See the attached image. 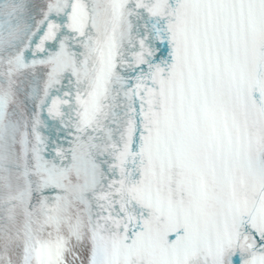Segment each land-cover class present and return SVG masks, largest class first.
Returning <instances> with one entry per match:
<instances>
[{"label": "snow or ice", "instance_id": "obj_1", "mask_svg": "<svg viewBox=\"0 0 264 264\" xmlns=\"http://www.w3.org/2000/svg\"><path fill=\"white\" fill-rule=\"evenodd\" d=\"M0 264H264V0H0Z\"/></svg>", "mask_w": 264, "mask_h": 264}]
</instances>
